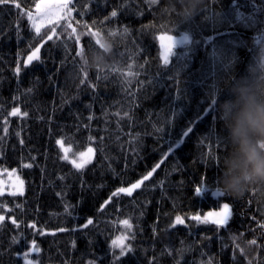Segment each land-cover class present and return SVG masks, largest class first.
Returning a JSON list of instances; mask_svg holds the SVG:
<instances>
[{
	"label": "trees",
	"instance_id": "obj_1",
	"mask_svg": "<svg viewBox=\"0 0 264 264\" xmlns=\"http://www.w3.org/2000/svg\"><path fill=\"white\" fill-rule=\"evenodd\" d=\"M56 3L67 8L38 35L29 15ZM37 44L40 60L25 64ZM261 48L264 0H201L192 13L189 0L0 4V170L24 183L0 190V264H26L25 253L35 264H115L111 243L126 230L133 247L120 264H264V189L211 194L230 149L220 105ZM60 140L73 155L94 148V161L74 168ZM157 164L134 193L113 195ZM224 203L226 225L194 219Z\"/></svg>",
	"mask_w": 264,
	"mask_h": 264
},
{
	"label": "clouds",
	"instance_id": "obj_2",
	"mask_svg": "<svg viewBox=\"0 0 264 264\" xmlns=\"http://www.w3.org/2000/svg\"><path fill=\"white\" fill-rule=\"evenodd\" d=\"M201 0H189L190 13ZM259 71V74L257 72ZM231 98L220 105L230 149L220 176L222 190L242 196L253 186L264 189V48L249 75L236 80Z\"/></svg>",
	"mask_w": 264,
	"mask_h": 264
},
{
	"label": "snow or ice",
	"instance_id": "obj_3",
	"mask_svg": "<svg viewBox=\"0 0 264 264\" xmlns=\"http://www.w3.org/2000/svg\"><path fill=\"white\" fill-rule=\"evenodd\" d=\"M8 0H0V4H5L7 3ZM37 8L40 9V12L38 14V17L36 19H34L31 15H29V19L32 21V27L35 29V32L39 35L41 33V25L45 22L47 23H52L54 20H59L60 18V13L62 11H64L67 8V4L65 3H56V4H48V5H44L42 8L40 5H37ZM113 16L116 15L115 12L112 13ZM52 31H55V26H53ZM19 38V36H18ZM45 38L50 39L51 37H45V36H40V43H43V40ZM175 44V38L174 36H168L167 37V43L163 44V52H162V59H163V63L165 65H167L169 63V57H170V53L173 50ZM40 44H37L32 51L30 52V54L28 55L27 60L24 61L25 64H31L34 60H40ZM17 72L20 71L19 65L17 66L16 69ZM13 113H17L19 112L18 108H14ZM23 115H27L26 113H23ZM7 130V129H5ZM58 143H60V141H57ZM218 146H227L226 142H222L220 140L216 141ZM91 148L89 149V154L91 153ZM172 152V148L169 147L167 150V153H164V156H167L168 153ZM81 159L79 162H77L76 159H73L71 162L72 164L76 167V168H83L84 165L88 162L87 156L85 153H80L79 154ZM67 158V157H65ZM160 165L157 164L152 171L148 172L146 176L142 177L143 180H147L149 177L152 176L153 172L156 170V168H158ZM222 173V169L219 166V163L217 164V171L216 173H214V177L216 180V183H220V176ZM142 181L138 180L136 181V183L131 184L130 187L124 188H118L116 190V193H114L113 195H118L119 193H127L128 195L132 194V191L136 188H139L141 186ZM22 184V182H21ZM207 189V186H200L198 185L195 188V192L198 196L202 195L205 193ZM19 191H23L22 187L19 189ZM213 196H220L222 194V189L220 187H216L214 191H212L211 193ZM109 199H111V197H109ZM108 201H105V203H107ZM101 207H103V205H101ZM231 216V206L229 203H224L220 209V211L218 213H216L215 215H213L212 212H209L207 214L206 217H201L199 214H196V216L194 217V219H196L197 221L200 220H204V222H207L208 218L211 217L212 219H214L215 223L217 225H225L228 223L229 217ZM4 217L2 215H0V221H3ZM176 223H180L183 224L184 220L181 216L177 215L176 216ZM13 223H16L15 220H13ZM88 224L92 223V219L89 218L87 221ZM123 223L125 225H128L129 227H131V225L129 224V222L127 220L123 221ZM15 240V237L13 238ZM124 239L125 237L121 236V237H117L115 240L112 241V246L113 248H118L119 249V256H117L116 252L113 251V262H115V264H120V257H124L127 253H129L132 250V244H125L124 243ZM33 246L36 245V240H32L30 242ZM29 251H39L38 248L33 247L31 249H29ZM25 255V260H26V264H35L34 261H30L27 259V253L24 254ZM89 264H95L94 261H90Z\"/></svg>",
	"mask_w": 264,
	"mask_h": 264
},
{
	"label": "rangeland",
	"instance_id": "obj_4",
	"mask_svg": "<svg viewBox=\"0 0 264 264\" xmlns=\"http://www.w3.org/2000/svg\"><path fill=\"white\" fill-rule=\"evenodd\" d=\"M58 145H59V147H60V149H61V151L63 153V159L65 161L69 162L74 168H76V167L72 164L71 161L73 159H76L77 162H79L80 159H81V157L79 155L80 153H85L86 156H87V159H88V162L84 165L83 168L87 167L88 165H90L94 161V158H95V150H94V148H91L92 151H91L90 154H89V149H90L89 148V149H87V150H85L83 152H80V153H78L76 155H73L72 154V150L68 146H66L62 140H60V143H58ZM65 157H67V158H65ZM83 168H76V169L81 170ZM141 181H142V183H141V186H142V184H143V182L145 180L141 179ZM21 182H22V184H21ZM21 187L23 189L22 192L19 191V189ZM139 188L134 189L132 191V193H134ZM0 190H1V193H15V194H20V193H23L24 192V183H23L22 179L19 177V175L16 172H14L12 170L11 171L10 170H8V171L0 170ZM119 194H127V193H119ZM220 209L208 211V212H206L201 217H206L209 212H212L213 215H215L216 213H218L220 211ZM231 215H232V210H231ZM230 219H231V216L229 217V220ZM229 220H228V222H229ZM207 222L216 224L215 221H214V219H212L211 217L208 218ZM123 225H124L125 228H127V225H125V224H123ZM177 225H181V224L174 222L173 226H177ZM121 236L125 237L124 243L125 244H128V240L130 238V234L128 233V231L126 230L123 234H121V235H119L117 237H121ZM116 238H114L113 240H115ZM111 245H112V243H111ZM115 249L119 250L118 248H115Z\"/></svg>",
	"mask_w": 264,
	"mask_h": 264
}]
</instances>
